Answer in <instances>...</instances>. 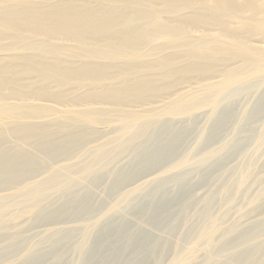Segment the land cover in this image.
<instances>
[{
  "label": "rangeland",
  "instance_id": "374dc122",
  "mask_svg": "<svg viewBox=\"0 0 264 264\" xmlns=\"http://www.w3.org/2000/svg\"><path fill=\"white\" fill-rule=\"evenodd\" d=\"M181 104L120 139H1L0 264H264V75Z\"/></svg>",
  "mask_w": 264,
  "mask_h": 264
},
{
  "label": "bare ground",
  "instance_id": "6f19581e",
  "mask_svg": "<svg viewBox=\"0 0 264 264\" xmlns=\"http://www.w3.org/2000/svg\"><path fill=\"white\" fill-rule=\"evenodd\" d=\"M262 75L264 0H0V140L53 142L85 125L120 139ZM175 92L189 93L156 101ZM47 103L62 111L41 119Z\"/></svg>",
  "mask_w": 264,
  "mask_h": 264
}]
</instances>
